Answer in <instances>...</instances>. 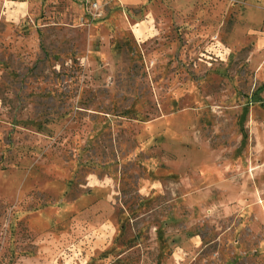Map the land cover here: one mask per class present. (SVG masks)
Instances as JSON below:
<instances>
[{"label": "rangeland", "instance_id": "obj_1", "mask_svg": "<svg viewBox=\"0 0 264 264\" xmlns=\"http://www.w3.org/2000/svg\"><path fill=\"white\" fill-rule=\"evenodd\" d=\"M264 0H0V264H264Z\"/></svg>", "mask_w": 264, "mask_h": 264}, {"label": "built area", "instance_id": "obj_2", "mask_svg": "<svg viewBox=\"0 0 264 264\" xmlns=\"http://www.w3.org/2000/svg\"><path fill=\"white\" fill-rule=\"evenodd\" d=\"M81 7L92 17L100 13L101 2L100 0H75Z\"/></svg>", "mask_w": 264, "mask_h": 264}, {"label": "crops", "instance_id": "obj_3", "mask_svg": "<svg viewBox=\"0 0 264 264\" xmlns=\"http://www.w3.org/2000/svg\"><path fill=\"white\" fill-rule=\"evenodd\" d=\"M264 3V1H262ZM264 6V5H263ZM263 246H264V243H263Z\"/></svg>", "mask_w": 264, "mask_h": 264}]
</instances>
